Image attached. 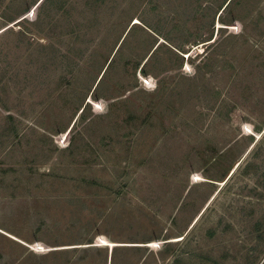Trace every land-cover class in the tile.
Returning a JSON list of instances; mask_svg holds the SVG:
<instances>
[{
    "label": "rangeland",
    "instance_id": "rangeland-1",
    "mask_svg": "<svg viewBox=\"0 0 264 264\" xmlns=\"http://www.w3.org/2000/svg\"><path fill=\"white\" fill-rule=\"evenodd\" d=\"M0 264H264V0H0Z\"/></svg>",
    "mask_w": 264,
    "mask_h": 264
}]
</instances>
